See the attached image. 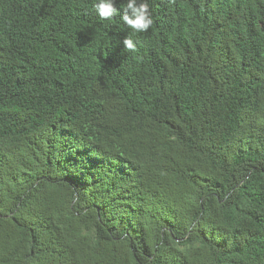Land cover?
<instances>
[{
    "label": "trees",
    "instance_id": "obj_1",
    "mask_svg": "<svg viewBox=\"0 0 264 264\" xmlns=\"http://www.w3.org/2000/svg\"><path fill=\"white\" fill-rule=\"evenodd\" d=\"M93 3L0 0V264H264V0Z\"/></svg>",
    "mask_w": 264,
    "mask_h": 264
},
{
    "label": "clouds",
    "instance_id": "obj_2",
    "mask_svg": "<svg viewBox=\"0 0 264 264\" xmlns=\"http://www.w3.org/2000/svg\"><path fill=\"white\" fill-rule=\"evenodd\" d=\"M116 5L117 0H94L93 3L101 20H111L119 15L121 22L133 33H146L152 27L154 20L148 0H127L122 9ZM138 43L129 35L123 40L126 51H135Z\"/></svg>",
    "mask_w": 264,
    "mask_h": 264
}]
</instances>
